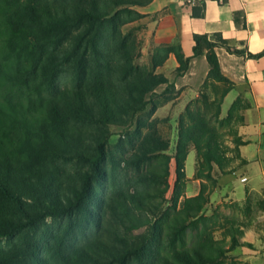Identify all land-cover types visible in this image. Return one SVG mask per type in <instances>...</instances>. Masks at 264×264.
<instances>
[{
    "label": "trees",
    "instance_id": "1",
    "mask_svg": "<svg viewBox=\"0 0 264 264\" xmlns=\"http://www.w3.org/2000/svg\"><path fill=\"white\" fill-rule=\"evenodd\" d=\"M146 2L0 0V240L14 239L0 246V264H215L224 254L212 238L203 236L200 247L175 250L176 260L161 259L156 246L162 236L158 221L152 223L149 235L142 234L136 241L112 243L98 237L108 206L101 195L106 163L113 160L105 139L108 125H125L149 105L147 94L155 95L163 83L167 86L162 93L172 86L161 74L133 64L136 38L132 30H122L124 24L142 17L131 7ZM203 9L202 0L192 8V15L203 16ZM193 40L189 57H184L179 46H160L163 55L152 67L173 53L179 70H184L191 58L204 54L207 78L233 84L222 74L215 48L248 57L262 54L236 49L220 33L194 34ZM65 79L68 83L61 86ZM186 116L195 137L190 140L202 156L195 177L214 183L211 165L222 172L219 145L203 119L189 110ZM188 125L179 123L176 184L186 177ZM234 143L239 145L241 140ZM130 146L132 151L120 163L125 170L138 171L139 181H155L158 175L142 170V165L168 144L153 130L135 148L132 140ZM164 170L166 176L167 166ZM159 192L163 196L165 188ZM145 196L137 189L122 194L116 208L128 219L142 218L141 213L131 211L152 209ZM207 200L200 183L196 195L183 198L179 212L196 225L205 220L198 213ZM47 218H60L64 225L55 233L48 232L44 228ZM90 224L95 234L77 243L78 230ZM237 245V240L231 244ZM214 252L219 255L214 257Z\"/></svg>",
    "mask_w": 264,
    "mask_h": 264
},
{
    "label": "rangeland",
    "instance_id": "2",
    "mask_svg": "<svg viewBox=\"0 0 264 264\" xmlns=\"http://www.w3.org/2000/svg\"><path fill=\"white\" fill-rule=\"evenodd\" d=\"M131 9L140 13L138 6L131 7ZM142 17L122 26L123 31L132 30L136 38L137 46L132 62L142 70H152L154 73L161 74L172 86H169L167 92L162 93V89L167 86L163 83L157 86L155 95L147 94L145 100L151 98L149 105L146 109L136 112L125 125H108L105 139L107 149L113 155V160L112 162L107 160L106 163L107 177L103 182L101 195L108 206L104 207L106 213L100 222L97 231L98 237L112 243H118L120 239L136 241L142 234L149 235L152 223L158 221L162 236L156 246L161 259L176 260L173 256L175 250L188 251L200 247L202 245L201 238L206 236L207 239L212 238L216 245L221 246L224 251L215 264H249L241 257L242 255L237 254L236 248L239 245L242 246L244 232L252 227L260 215V211L264 210V200L258 197L234 200L224 196L213 199L210 195L216 187V178L219 174L226 170L230 172L237 169V166L241 164L236 153L238 144L234 143V140H240L237 132L243 121L242 112L248 105L247 100L237 94L234 84L207 78L209 65L206 58L203 57L204 54L191 58L184 70H179V64L174 67L168 66V63L165 62L166 59L153 68V61L163 55V50L159 49L163 44L154 45L146 42L149 35L146 20ZM171 45L179 46L178 44ZM65 81L68 83V80L65 79L61 82V86ZM187 110L199 117L198 119L204 120L208 132L212 133L214 141L219 145L217 151L221 156L222 164V172L216 164L211 165L210 173L215 178L214 183L204 177L197 178L205 186L208 200L198 213L205 220L198 221L196 225H191L192 220L183 216L182 211L179 212L180 203L186 193L191 194L194 189L192 183L188 182L190 178L185 177L178 184L175 183L174 155L180 133L179 123L184 121L188 125ZM138 126L140 136L135 132ZM188 128L191 134L186 142V156L190 151L194 153L198 160L197 169L202 156L195 148L194 142L192 143L190 140L195 138L193 125L189 124ZM153 130H156L158 136L162 138V142H166L168 146L164 151L154 152L145 165H142V170L158 175L156 180L141 182L137 178L139 172L132 169L125 170L120 161L123 156L132 151L131 140L135 148L140 139L145 134L152 133ZM192 164L191 159L187 161L185 174L192 172L191 170L194 168ZM70 165L73 166V169L78 167V164ZM165 166L168 169L166 176H164ZM205 169L208 170V167L205 166ZM195 173L196 170L193 178H196ZM163 188H165V192L161 196L159 190ZM135 189L146 195L144 199L152 209L148 212L134 209L131 214L141 213L143 217L132 216L134 219H128L121 210L116 208V201L120 202L122 194ZM176 193H178V199L175 197ZM176 199L177 201H175ZM175 202L176 209L174 210ZM196 219L198 217L194 221ZM63 225L64 221L60 218H47L44 228L48 232L55 233ZM84 227L76 233L77 243H84L96 232V228L91 224ZM116 227H118L117 230ZM234 240H237L239 245L232 247L231 244ZM11 241H14L13 237L2 238L0 246L5 247ZM213 255L215 257L219 254L214 252ZM154 264L157 262L154 261Z\"/></svg>",
    "mask_w": 264,
    "mask_h": 264
},
{
    "label": "crops",
    "instance_id": "3",
    "mask_svg": "<svg viewBox=\"0 0 264 264\" xmlns=\"http://www.w3.org/2000/svg\"><path fill=\"white\" fill-rule=\"evenodd\" d=\"M201 1L147 0L138 5L142 19L146 20L149 35L146 42L178 44L184 57H189L193 54L194 34L220 33L236 49L262 53L248 57L224 47L215 48L222 74L233 82L237 94L248 105L237 132L241 143L236 153L241 164L237 169L220 173L210 195L213 199L224 196L234 200L248 197L264 200V0H203V16H193L192 8ZM165 62L170 67L178 65L173 53L168 54ZM190 159L194 168L185 175L194 189L191 194L186 193L187 197L196 195L200 189V180L193 178L198 160L192 151L186 156L185 170ZM242 242L236 248L237 254L249 264H264V210L244 232Z\"/></svg>",
    "mask_w": 264,
    "mask_h": 264
},
{
    "label": "built area",
    "instance_id": "4",
    "mask_svg": "<svg viewBox=\"0 0 264 264\" xmlns=\"http://www.w3.org/2000/svg\"><path fill=\"white\" fill-rule=\"evenodd\" d=\"M245 178H241L242 181H244Z\"/></svg>",
    "mask_w": 264,
    "mask_h": 264
}]
</instances>
